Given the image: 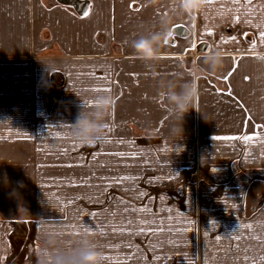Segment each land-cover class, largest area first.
<instances>
[{"label":"crops","instance_id":"crops-1","mask_svg":"<svg viewBox=\"0 0 264 264\" xmlns=\"http://www.w3.org/2000/svg\"><path fill=\"white\" fill-rule=\"evenodd\" d=\"M191 3L186 11L180 0H0V46L8 48L0 56L48 64L42 79L59 73V85L22 89L20 99L37 111L36 124L55 133L71 112L74 119L83 110L101 117L108 105L97 97L110 96L106 118L153 133L160 143L194 145L186 184L202 162L224 158L226 192L239 196L229 207L240 214V231L258 232L262 243L251 264H264V0ZM142 38L152 40L150 58L133 47ZM51 45L57 56H41ZM78 95L89 101L80 110ZM4 109L21 108L14 102ZM38 135L41 144L64 142L58 134ZM27 137H0V145L34 143Z\"/></svg>","mask_w":264,"mask_h":264},{"label":"rangeland","instance_id":"rangeland-1","mask_svg":"<svg viewBox=\"0 0 264 264\" xmlns=\"http://www.w3.org/2000/svg\"><path fill=\"white\" fill-rule=\"evenodd\" d=\"M1 44L3 55L8 48ZM53 45L41 56H57ZM9 59L0 56V137L29 136L34 143L0 145V264H52L57 249L72 253L74 262L95 250L103 264L252 263L262 239L239 229L240 214L229 207L239 196L226 192L224 158L202 162L186 184L192 144L160 143L153 133L86 110L75 119L71 112L55 133L36 124L37 111L20 99L22 89L59 85V73L42 79L48 64ZM66 75L75 86L72 73ZM75 100L77 110L89 103L88 96ZM14 102L18 112L4 109ZM82 119L103 124V137L78 140ZM38 134H58L64 142L41 144ZM249 194L242 197L246 205Z\"/></svg>","mask_w":264,"mask_h":264},{"label":"clouds","instance_id":"clouds-1","mask_svg":"<svg viewBox=\"0 0 264 264\" xmlns=\"http://www.w3.org/2000/svg\"><path fill=\"white\" fill-rule=\"evenodd\" d=\"M180 4L186 11L192 7L191 0H180ZM171 33L172 30L169 29L168 33L165 34L168 35ZM133 47L138 55L144 56L145 58H150L153 53L152 40L149 39L142 38L135 41ZM97 99L104 101L108 105V109L104 112V115H108L112 98L110 96H100ZM103 134L104 126L101 123L83 119L77 122L76 136L82 143H95L103 137ZM51 255L53 257L52 264H103V255L95 250L80 252L78 262L73 261L72 253L64 254L58 249L53 250Z\"/></svg>","mask_w":264,"mask_h":264},{"label":"snow or ice","instance_id":"snow-or-ice-1","mask_svg":"<svg viewBox=\"0 0 264 264\" xmlns=\"http://www.w3.org/2000/svg\"><path fill=\"white\" fill-rule=\"evenodd\" d=\"M208 34L211 35L212 33L209 32ZM261 36H262V38H264V33H262ZM96 91H107V92H110L111 89H97ZM233 139H237V138H233ZM243 139H252V138L251 137H243ZM123 179H128V178L127 177H122L121 180H123ZM247 227H251V225H248Z\"/></svg>","mask_w":264,"mask_h":264}]
</instances>
